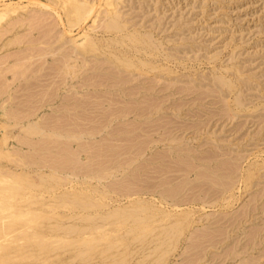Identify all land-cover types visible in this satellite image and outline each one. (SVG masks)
I'll return each mask as SVG.
<instances>
[{"label": "rangeland", "instance_id": "rangeland-1", "mask_svg": "<svg viewBox=\"0 0 264 264\" xmlns=\"http://www.w3.org/2000/svg\"><path fill=\"white\" fill-rule=\"evenodd\" d=\"M0 264H264V0H0Z\"/></svg>", "mask_w": 264, "mask_h": 264}, {"label": "bare ground", "instance_id": "bare-ground-1", "mask_svg": "<svg viewBox=\"0 0 264 264\" xmlns=\"http://www.w3.org/2000/svg\"><path fill=\"white\" fill-rule=\"evenodd\" d=\"M80 6V5H79ZM79 9V8H78ZM80 10V9H79ZM114 20V19H113ZM117 21V20H116ZM114 23H115V21H113ZM113 25V24H112ZM91 131V130H90ZM75 132V131H74ZM96 134H97V132H96ZM78 135V134H77ZM93 135V134H92ZM70 136V135H69ZM72 136H73V134H72ZM75 136V135H74ZM78 138V137H77ZM65 166V165H64ZM104 176V175H103Z\"/></svg>", "mask_w": 264, "mask_h": 264}]
</instances>
